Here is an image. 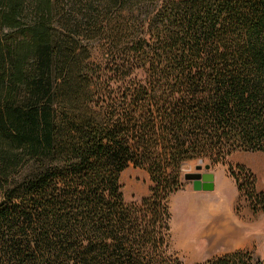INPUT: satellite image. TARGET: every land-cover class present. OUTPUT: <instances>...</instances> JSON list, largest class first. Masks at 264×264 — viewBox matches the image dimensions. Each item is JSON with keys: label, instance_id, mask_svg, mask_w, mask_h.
Masks as SVG:
<instances>
[{"label": "trees", "instance_id": "trees-1", "mask_svg": "<svg viewBox=\"0 0 264 264\" xmlns=\"http://www.w3.org/2000/svg\"><path fill=\"white\" fill-rule=\"evenodd\" d=\"M237 152L264 153V0H0V264H184L185 162L227 165L264 211Z\"/></svg>", "mask_w": 264, "mask_h": 264}, {"label": "rangeland", "instance_id": "rangeland-1", "mask_svg": "<svg viewBox=\"0 0 264 264\" xmlns=\"http://www.w3.org/2000/svg\"><path fill=\"white\" fill-rule=\"evenodd\" d=\"M229 162L245 165L255 174L257 188L264 189V153L237 152ZM199 164L211 166L216 176L215 190L195 191L191 182L184 181V173L195 172ZM121 183L128 203H139L149 194V175L141 169L128 167L121 174ZM182 183L183 187L170 198V251L176 257L184 264H202L216 256L245 250L264 261V211H252L227 165L212 164L208 159L187 161L182 165Z\"/></svg>", "mask_w": 264, "mask_h": 264}, {"label": "water", "instance_id": "water-1", "mask_svg": "<svg viewBox=\"0 0 264 264\" xmlns=\"http://www.w3.org/2000/svg\"><path fill=\"white\" fill-rule=\"evenodd\" d=\"M210 165H197L195 172L184 173V181L191 182L195 191H213L215 189V174L210 171Z\"/></svg>", "mask_w": 264, "mask_h": 264}, {"label": "crops", "instance_id": "crops-1", "mask_svg": "<svg viewBox=\"0 0 264 264\" xmlns=\"http://www.w3.org/2000/svg\"><path fill=\"white\" fill-rule=\"evenodd\" d=\"M216 188H217V182H216V176H215V189H216ZM215 189H214V190H215ZM231 238H232V237H231ZM240 248L243 249L244 247H237L236 249H240Z\"/></svg>", "mask_w": 264, "mask_h": 264}]
</instances>
